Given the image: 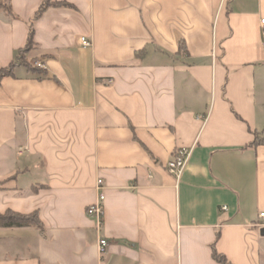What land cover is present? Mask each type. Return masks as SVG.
<instances>
[{
	"label": "crops",
	"instance_id": "crops-1",
	"mask_svg": "<svg viewBox=\"0 0 264 264\" xmlns=\"http://www.w3.org/2000/svg\"><path fill=\"white\" fill-rule=\"evenodd\" d=\"M43 1L0 11V264H264V0Z\"/></svg>",
	"mask_w": 264,
	"mask_h": 264
},
{
	"label": "built area",
	"instance_id": "built-area-1",
	"mask_svg": "<svg viewBox=\"0 0 264 264\" xmlns=\"http://www.w3.org/2000/svg\"><path fill=\"white\" fill-rule=\"evenodd\" d=\"M261 25L264 28V19H262ZM81 44L84 47H90L92 45L91 41L88 40L87 38H82ZM263 46H264V42H263ZM34 66L39 69H45L43 62H40V61L35 62ZM190 156H191V150L180 149L177 151L174 158L168 163L167 170L172 176L175 177L177 182H179V180L182 178L185 172V169L188 165ZM96 187L98 190H100L98 200L95 204H93L92 206L88 208L87 213L91 218H94L97 221L98 230L101 231L104 226L105 200H106V196L104 193L105 184L103 180L99 179L97 181ZM222 210L227 211L228 208L223 207ZM256 227L259 230L264 229V212L260 213L259 219L256 223ZM109 246H110V242L108 241L107 238H100V241H99L100 254H104Z\"/></svg>",
	"mask_w": 264,
	"mask_h": 264
},
{
	"label": "trees",
	"instance_id": "trees-1",
	"mask_svg": "<svg viewBox=\"0 0 264 264\" xmlns=\"http://www.w3.org/2000/svg\"><path fill=\"white\" fill-rule=\"evenodd\" d=\"M68 5L69 4L63 3V2L44 0L35 17L36 19H38L39 17L43 15V13L46 10H48L52 6H68ZM0 11L4 12L6 15L10 17L11 16L13 17L10 0H0ZM34 46H35L34 45V35H33V30H31L28 44L22 53L30 51L32 48H34ZM8 73H10L9 70L0 71V80L3 76L7 75ZM38 223H39V219H38L37 213L32 214V215H21V214H15V213H7L5 215L0 214V225L2 224V225H7V226H10V225L22 226V225H31V224H38ZM214 257L218 262L222 264H230L227 261L225 256L218 254L217 252L214 253Z\"/></svg>",
	"mask_w": 264,
	"mask_h": 264
},
{
	"label": "water",
	"instance_id": "water-1",
	"mask_svg": "<svg viewBox=\"0 0 264 264\" xmlns=\"http://www.w3.org/2000/svg\"><path fill=\"white\" fill-rule=\"evenodd\" d=\"M260 234H261L262 237H264V229H262V230L260 231Z\"/></svg>",
	"mask_w": 264,
	"mask_h": 264
}]
</instances>
